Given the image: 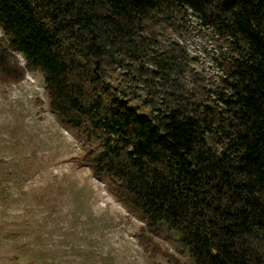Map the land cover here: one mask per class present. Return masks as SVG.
Returning <instances> with one entry per match:
<instances>
[{"label":"trees","instance_id":"obj_1","mask_svg":"<svg viewBox=\"0 0 264 264\" xmlns=\"http://www.w3.org/2000/svg\"><path fill=\"white\" fill-rule=\"evenodd\" d=\"M191 15L225 48L218 79L186 51ZM0 30V83L42 74L149 259L181 264L164 225L191 264H264V0H0Z\"/></svg>","mask_w":264,"mask_h":264},{"label":"rangeland","instance_id":"obj_2","mask_svg":"<svg viewBox=\"0 0 264 264\" xmlns=\"http://www.w3.org/2000/svg\"><path fill=\"white\" fill-rule=\"evenodd\" d=\"M187 29L194 69L223 76L217 60L225 48L216 36L193 15ZM7 44L0 30V45ZM124 78L112 82L120 89ZM91 149L100 146L50 110L40 72L0 83V264H171L148 258L136 237L145 220L83 165ZM148 234L181 264H191L178 234L164 225Z\"/></svg>","mask_w":264,"mask_h":264}]
</instances>
